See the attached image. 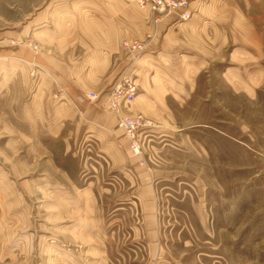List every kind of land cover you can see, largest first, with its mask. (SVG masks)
Instances as JSON below:
<instances>
[{
    "label": "crops",
    "instance_id": "obj_1",
    "mask_svg": "<svg viewBox=\"0 0 264 264\" xmlns=\"http://www.w3.org/2000/svg\"><path fill=\"white\" fill-rule=\"evenodd\" d=\"M249 5L190 0L188 21L176 15L157 20L149 7L126 0H73L42 12L37 25L0 37V141L31 143V163L46 159L89 206L100 203L96 191H117L116 205L134 207L121 217L129 228L123 239L147 246L139 264H181L161 241V178L174 164L168 156L180 150L186 157L199 128L224 134L213 128L223 124L220 113L198 120V101L219 111L224 83L233 97L253 102L263 90L264 41L257 25L241 21ZM125 41L146 48L135 58ZM124 75L139 86L124 112L154 123L139 135L144 150L151 147L148 155L133 154L108 109V93ZM88 92L99 93L100 101L90 102ZM112 172L118 181L105 179Z\"/></svg>",
    "mask_w": 264,
    "mask_h": 264
},
{
    "label": "rangeland",
    "instance_id": "obj_2",
    "mask_svg": "<svg viewBox=\"0 0 264 264\" xmlns=\"http://www.w3.org/2000/svg\"><path fill=\"white\" fill-rule=\"evenodd\" d=\"M72 3L0 0V37L20 34L42 12ZM247 9L242 23L257 25L264 41V0H250ZM223 86L219 111L199 101L196 111L199 121L220 113L223 124L213 128L224 134L199 128L186 157L180 150L168 156L174 164L161 178V241L181 264H264V88L253 102ZM30 144L0 141V264L141 263L146 243L123 239L129 228L121 217L134 207L116 205L115 190L96 191L100 203L85 204L46 159L31 163ZM145 147L133 154L148 155Z\"/></svg>",
    "mask_w": 264,
    "mask_h": 264
},
{
    "label": "built area",
    "instance_id": "obj_3",
    "mask_svg": "<svg viewBox=\"0 0 264 264\" xmlns=\"http://www.w3.org/2000/svg\"><path fill=\"white\" fill-rule=\"evenodd\" d=\"M127 2L136 4L139 7H149L152 13L159 20L162 17L176 15L181 21H188L192 17L190 12V0H127ZM124 47L127 48L135 58L139 57L144 51L146 45L138 41L129 43L125 41ZM37 49V47L35 46ZM32 75L35 77L37 70L40 68L35 66ZM60 92H63L60 89ZM139 92V86L136 79L132 75H124L108 93V109L114 113L118 119V126L124 131L125 137L130 143V149L134 154H139L141 150L140 132L143 129L154 127V123L143 115H129L124 112V107L132 105ZM87 99L92 103H97L101 99V95L96 92H88ZM59 98V94L55 95ZM69 251L71 249H68Z\"/></svg>",
    "mask_w": 264,
    "mask_h": 264
}]
</instances>
